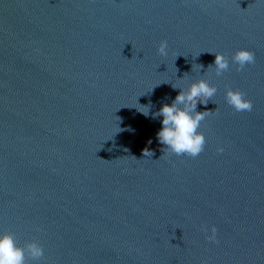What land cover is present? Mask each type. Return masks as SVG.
<instances>
[{"label": "water", "instance_id": "obj_1", "mask_svg": "<svg viewBox=\"0 0 264 264\" xmlns=\"http://www.w3.org/2000/svg\"><path fill=\"white\" fill-rule=\"evenodd\" d=\"M199 78L204 150L164 153L156 113ZM4 232L27 264H264V0H0Z\"/></svg>", "mask_w": 264, "mask_h": 264}, {"label": "clouds", "instance_id": "obj_2", "mask_svg": "<svg viewBox=\"0 0 264 264\" xmlns=\"http://www.w3.org/2000/svg\"><path fill=\"white\" fill-rule=\"evenodd\" d=\"M158 52L161 56L168 54L166 40L160 41ZM214 55V64L209 65L208 68L214 67L216 75L219 76L230 69L229 58L219 51L214 52ZM231 61L236 66L237 71H242L247 65L255 63V53L248 48L241 47L234 52ZM200 66L202 67V65ZM179 89L175 99L170 104L163 103L156 113L157 116L162 117V128L158 131L157 138L160 144L165 146L163 148L164 153L195 158L204 150L206 144L204 133L199 131L201 122L212 112L197 111V102L207 105L217 89L215 85L210 84L204 78L191 82L186 89ZM225 98L227 103L237 112L251 111L253 108L252 101L246 98L240 89L228 87ZM143 113L147 115V113ZM217 151L222 152L223 148L218 147ZM152 155L151 150L147 148L143 150L144 157ZM132 157L136 158L135 156ZM205 232L207 233V229ZM216 232L217 229L213 225L211 235H206V238L216 241ZM43 256L44 249L36 240L21 246L16 242L11 232L0 234V264H27L29 257L33 260H39Z\"/></svg>", "mask_w": 264, "mask_h": 264}]
</instances>
